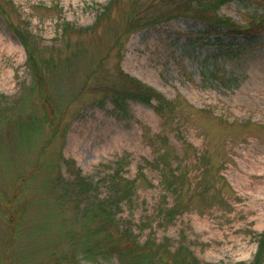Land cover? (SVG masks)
Segmentation results:
<instances>
[{
    "label": "rangeland",
    "instance_id": "374dc122",
    "mask_svg": "<svg viewBox=\"0 0 264 264\" xmlns=\"http://www.w3.org/2000/svg\"><path fill=\"white\" fill-rule=\"evenodd\" d=\"M112 1L0 0V184L14 194L19 176L42 167L19 188L25 213L11 264H55L66 254L62 264H78L75 253L79 264H118L68 247L78 207L56 200L74 167L96 180L118 167L137 179L118 224L162 264H250L264 230V30L242 57L216 63L217 48L198 37L207 23L185 5L167 13L177 0ZM261 4L227 0L217 12L243 25L264 19ZM190 10L202 8L195 0ZM209 62L235 85L207 79ZM129 78L161 92L166 112L156 99L127 98L120 110L112 93L129 92ZM7 223L0 206V257Z\"/></svg>",
    "mask_w": 264,
    "mask_h": 264
},
{
    "label": "trees",
    "instance_id": "16d2710c",
    "mask_svg": "<svg viewBox=\"0 0 264 264\" xmlns=\"http://www.w3.org/2000/svg\"><path fill=\"white\" fill-rule=\"evenodd\" d=\"M117 1V0H116ZM112 1V3L116 2ZM168 5H171L169 0ZM191 6H195V0H191ZM199 2V6L202 10H190L189 0H177L173 1L174 6L171 5L169 11L170 15L173 11L182 9L186 14H197L202 21L207 23V27L204 30H200L199 38L206 37L208 43H212L216 48V55L212 56L213 61L216 63L222 56L230 58L242 57L245 50L251 43H255L260 33L258 31L264 30V19L249 21L246 24H239L230 18L221 17L218 14V9L227 0H196ZM207 9H213L214 12L207 14ZM106 10V9H105ZM256 11L264 15V8L261 4L257 6ZM253 13V12H252ZM136 13L134 14V16ZM133 16V18H134ZM262 17V16H261ZM132 18V19H133ZM161 15H154L149 18L152 23L159 21ZM263 18V17H262ZM23 38V36H20ZM28 62L32 72L37 76V84L40 90L43 89L44 74L40 64L36 61L34 54L28 50ZM204 70V75L207 79L217 81L223 86H234L237 80L236 77L228 73H223L219 69V65L209 62ZM133 86L129 92L123 90H115L113 100L116 106L122 110L127 111L126 103L127 98H133L138 101L152 104L153 99L158 102L154 106L155 109L162 113H165L166 106L171 102L156 88L151 87L138 79L129 78ZM58 125V124H57ZM162 156H168V150L162 154ZM68 164L73 163L72 160L63 158ZM40 162V161H39ZM39 162L34 164L30 170L23 173L18 178V182L15 185L16 190L14 194H10L9 191L0 184V206H2V214L7 217V226L9 229L8 238L4 244V249L0 257L1 264H11V257L9 253L19 236L20 224L22 217L24 216L25 206L20 204L21 200L18 199L19 191L22 189V184L30 177L35 176V172H39ZM74 179L66 182H61L65 185L63 191L58 194L57 202L69 203L72 199L76 201L78 207V219H80L79 231L76 229L68 230V247L77 248L79 253H82V257L91 260L98 261V258L109 260L113 256L118 258V264H162L164 261L161 256H157V252L154 248H147L148 241L144 244H139L133 234L128 228H121L118 224L117 214L121 210L124 202L132 200V196L136 188V180L130 179L124 175V171L118 167L108 176L100 177L99 179L92 178L82 173L80 168H75ZM144 173L140 171V175ZM101 183L106 185L107 191L105 196L101 197ZM21 188V189H19ZM28 187H26L27 189ZM93 193V194H92ZM96 194V195H95ZM69 201V202H68ZM117 230L116 232L114 230ZM253 261L250 264H263L264 260V230L260 232V243L257 248ZM68 254L56 259L55 264H62L64 260H67ZM75 262L79 264L80 259L77 253L74 254ZM194 264H198V261L192 257ZM197 261V262H195ZM185 262V260H184ZM104 264V263H100Z\"/></svg>",
    "mask_w": 264,
    "mask_h": 264
}]
</instances>
